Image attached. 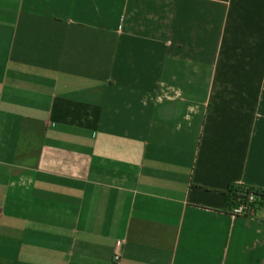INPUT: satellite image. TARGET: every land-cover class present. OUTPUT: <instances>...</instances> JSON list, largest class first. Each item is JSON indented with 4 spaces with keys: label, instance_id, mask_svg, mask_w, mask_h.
I'll use <instances>...</instances> for the list:
<instances>
[{
    "label": "crops",
    "instance_id": "1",
    "mask_svg": "<svg viewBox=\"0 0 264 264\" xmlns=\"http://www.w3.org/2000/svg\"><path fill=\"white\" fill-rule=\"evenodd\" d=\"M231 184L264 192V0H0V264H264Z\"/></svg>",
    "mask_w": 264,
    "mask_h": 264
},
{
    "label": "trees",
    "instance_id": "2",
    "mask_svg": "<svg viewBox=\"0 0 264 264\" xmlns=\"http://www.w3.org/2000/svg\"><path fill=\"white\" fill-rule=\"evenodd\" d=\"M248 193H253L257 196V200L255 201L257 206L262 207L264 205V192L231 184L224 193L226 210L229 211L236 204L238 199L244 198Z\"/></svg>",
    "mask_w": 264,
    "mask_h": 264
},
{
    "label": "built area",
    "instance_id": "3",
    "mask_svg": "<svg viewBox=\"0 0 264 264\" xmlns=\"http://www.w3.org/2000/svg\"><path fill=\"white\" fill-rule=\"evenodd\" d=\"M256 200L257 196L255 194H246L244 198L237 200L236 204L229 210V214L235 217L252 219L260 208L255 204ZM113 261L117 263L119 256H114Z\"/></svg>",
    "mask_w": 264,
    "mask_h": 264
}]
</instances>
